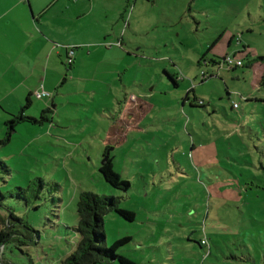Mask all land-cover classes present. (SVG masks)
Instances as JSON below:
<instances>
[{"label":"rangeland","instance_id":"1","mask_svg":"<svg viewBox=\"0 0 264 264\" xmlns=\"http://www.w3.org/2000/svg\"><path fill=\"white\" fill-rule=\"evenodd\" d=\"M119 1L100 2L108 8L101 22L109 26L114 9L126 11L122 44L102 40L85 54L80 46L73 68L64 56L66 66L49 72L50 98L35 92L28 120L3 143L23 91L5 89L27 77L7 63L27 57L26 48L6 51L23 40L7 31L13 0H0V105L17 107L13 114L0 106V160L10 168L0 167V232L14 227L21 235L0 247V264H61L79 242L83 192L120 198L136 213L133 222L116 212L105 217L107 246L130 237L119 253L135 264H264V90L254 88L253 69L211 63L227 52H243L245 65L248 55L264 57V0ZM85 21L95 33L101 25ZM218 38L206 56L211 65L200 68ZM202 70L213 77L203 79ZM166 71L185 81L176 88ZM28 83L41 87L42 75ZM194 83L204 107L184 103ZM41 116L42 124L30 121ZM106 147L131 183L127 192L100 173ZM205 236L209 255L199 244Z\"/></svg>","mask_w":264,"mask_h":264},{"label":"crops","instance_id":"2","mask_svg":"<svg viewBox=\"0 0 264 264\" xmlns=\"http://www.w3.org/2000/svg\"><path fill=\"white\" fill-rule=\"evenodd\" d=\"M21 1L22 2H20V0H13L12 6L8 10V14L12 16V22L7 25V31L20 36L23 40V44L10 43L9 48L6 50L8 53H10V56H13V54L17 50L26 48V64L23 63L21 65H15V61L13 58H11L7 63L9 70L15 66H18L22 68L27 74V77H23L22 80L16 79L15 82L17 87L13 88L11 86L6 87L5 89L7 94H9L11 93L9 90H12L13 93H15L16 88H23L20 97L17 96V100L19 104H21V110L19 107V113L17 116H19L21 112L25 116V112L32 108L33 96L35 92L42 94L40 98H50L51 93L47 90L46 85L49 72L52 69L55 71H60L62 65L66 66L65 61L63 62V57L65 56L67 58V55L70 51L69 48L74 49L75 56L76 51L78 50V48H80V46H82L81 54H85V47L91 49L93 46H97L99 44V41H119L121 38L119 39L118 35L120 34V29L122 28L120 26V21L122 20L125 24L126 18L124 15V13L126 12L125 10L120 11L114 9L112 21H108L110 23L109 26L102 24L103 20H106L108 18V8L103 9L102 3L100 2H104L105 4H108V6L109 3L113 2V6H115L116 4H120L119 0ZM129 2L130 0H128V3ZM90 18L99 20L100 22L98 23H101V25L96 28V33L91 27H89V29H86V27L90 25L88 21H85L84 24L79 22V20ZM93 38L96 39L97 43H95V41L88 40H93ZM120 41L122 44V40ZM231 43L232 40L230 41L229 46L231 45ZM106 44L108 45V43ZM110 46H113V44ZM27 50H29V52H27ZM77 53L79 54L80 52ZM231 54L227 52L224 54V57ZM74 65L75 59L71 68H73ZM246 69H253L255 77L254 88L261 90L260 82L264 74V64L261 62H257ZM39 73L42 75L43 85L41 87L40 85L31 86L28 83V80L32 79L36 74ZM172 74L175 75V73ZM65 81L66 79H63L62 84ZM54 85L55 83L51 86ZM192 96L198 99L195 92L190 94V98ZM29 99L30 106L26 110H23ZM247 99L250 101L252 97H247ZM23 100L24 102L26 101V103H24ZM12 102L13 101L9 103L7 109L9 112L14 114L13 111L14 109H17V107H15ZM190 103L192 104V101H190ZM194 104L195 103H193V105ZM0 106L2 107V105ZM123 117L125 118V115Z\"/></svg>","mask_w":264,"mask_h":264},{"label":"trees","instance_id":"3","mask_svg":"<svg viewBox=\"0 0 264 264\" xmlns=\"http://www.w3.org/2000/svg\"><path fill=\"white\" fill-rule=\"evenodd\" d=\"M221 38H218L208 49L206 54L201 58V60L198 62V66L200 68H209L211 65L206 60V56L208 53H210L219 43ZM243 52H240V54H236L233 57L241 60L243 62V66L240 68H249L254 63H257L259 61L264 62V57H257L253 59L247 58V64H244L245 59L241 57V54ZM229 56V55H226ZM225 56V57H226ZM222 59L220 57L218 59H214L211 63L218 65L220 62L225 58ZM246 66V67H245ZM238 68L231 69V71H236ZM203 71V70H202ZM167 75L169 76L170 80L174 83L176 88L179 87V83L181 81H185V78L179 77L177 74H172L168 71H166ZM213 77V73L211 72L210 78ZM196 87V86H195ZM260 88L261 90H264V74L262 76L261 82H260ZM195 92V88H191L186 93V97L184 99V103L186 101H192L193 103H197L200 101L199 104H201V107H204V102L201 100L196 99V97H191L190 94ZM190 99V100H189ZM247 101H249L247 99ZM196 105V104H194ZM30 106V99L28 100L27 104L24 106L23 110H26ZM48 111H44V113H47ZM28 117L24 116L23 113L19 116L15 117V120L8 121L6 125L9 127V131L7 133V138L3 141V143L10 141V134L11 132H14L15 125L19 124L21 122L27 121ZM32 123L35 124H42L46 121V118L41 116L40 119H30ZM108 152V147H106V150L103 154V160L106 158ZM0 167L5 170V172L9 173L10 168L6 165L5 162L0 160ZM100 173L106 183H108L111 187L120 190L122 192H127L131 188V183L121 177L120 174H118L114 168H113V158L109 157L107 161L101 164L100 166ZM21 192H23V189H20ZM0 195L4 198V196L0 193ZM77 212L79 216V224L76 227L75 231L79 236V242L74 249V251L65 259L62 261L61 264H101L105 261H118L120 264H135L131 259L120 255L119 249L125 245H127L130 241V237H126L120 240H117L112 246L108 247L106 243V232H105V217L110 212H116L120 217L123 219L133 222L136 220V213L133 211H129L126 209H123L121 207V199L113 196H106V195H98L92 192H83L81 193L78 204H77ZM15 220L20 222L21 224L27 226V224L19 218H16L15 216H12ZM11 223H9L10 225ZM14 228V227H12ZM7 229L2 230L0 232V247L7 242L11 240H20V234H18L13 229ZM206 232V231H205ZM34 233L38 237V233L34 231ZM14 235L17 237L15 238ZM207 239L208 237L205 236L203 239ZM202 240L199 241V244L202 247H208V255L211 252L210 244L208 246L204 245L202 243ZM30 240V239H29ZM209 243V242H208Z\"/></svg>","mask_w":264,"mask_h":264},{"label":"built area","instance_id":"4","mask_svg":"<svg viewBox=\"0 0 264 264\" xmlns=\"http://www.w3.org/2000/svg\"><path fill=\"white\" fill-rule=\"evenodd\" d=\"M74 53H75L74 49H70V51H69V53L67 55V61H68L69 64H73L74 63L73 62L74 61ZM224 66H226L229 70H231V69H234V68L242 67L243 66V62L241 60L229 55V56H226L219 64V67H221V68L224 67ZM201 76H202L203 79H208L210 77V74L207 71L203 70L201 72ZM181 78H183V77H181ZM195 86H196V84L194 83L193 87L195 88ZM41 96H42L41 93H37V97L38 98H40ZM234 108L238 109L239 108L238 104H234ZM202 243L204 245H206V246L209 245V243H208L206 238L203 239Z\"/></svg>","mask_w":264,"mask_h":264},{"label":"water","instance_id":"5","mask_svg":"<svg viewBox=\"0 0 264 264\" xmlns=\"http://www.w3.org/2000/svg\"><path fill=\"white\" fill-rule=\"evenodd\" d=\"M109 157H110V154H109V152H107L106 158L103 160V163H104L105 161H107V160L109 159Z\"/></svg>","mask_w":264,"mask_h":264}]
</instances>
